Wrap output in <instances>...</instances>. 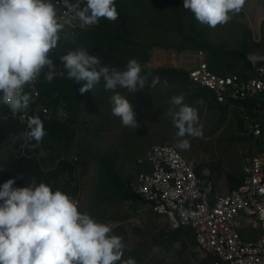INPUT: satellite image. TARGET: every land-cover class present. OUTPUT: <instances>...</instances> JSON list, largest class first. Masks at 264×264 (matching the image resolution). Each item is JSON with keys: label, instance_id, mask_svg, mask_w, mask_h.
<instances>
[{"label": "clouds", "instance_id": "1", "mask_svg": "<svg viewBox=\"0 0 264 264\" xmlns=\"http://www.w3.org/2000/svg\"><path fill=\"white\" fill-rule=\"evenodd\" d=\"M263 1L259 0L261 7L253 3L257 10H264ZM244 4L245 0H183V7L190 10L198 22L213 28L226 24L245 7ZM67 10L70 15L66 16ZM62 15L73 19L75 26L63 24ZM101 18L110 21L118 18L116 0H0V104L9 108L6 118H17L26 125L23 140L28 138L39 143L46 134L43 122L55 118L68 120L66 106L54 109L43 103L39 89L41 76L43 74V79L51 82L57 74L53 55L59 47L64 41H71L78 31L98 24ZM59 59L67 78L82 82L80 92L88 93L85 103L88 111L84 123L79 130L77 128L69 156L62 155L63 146L52 140L46 141L35 156L46 162L47 166L41 163L46 170L57 168L61 161L70 157L78 174V164L84 168L90 165L89 160H95L92 153L87 155L90 149L86 146V135L79 140L89 109L96 112L93 106L101 99L107 100L108 107L111 99L112 114L119 117L124 126L136 129L139 127L137 114L129 95L145 89L147 77L143 74L144 66L135 58L123 69L103 64L100 55L90 54L86 48L67 51ZM191 66L187 61L188 73ZM153 77H156L152 81L155 85L159 77ZM37 79L39 95L34 96L32 91H25V85ZM125 90L129 95L123 94ZM169 103L168 114L177 129V143L154 145L168 143L186 150L190 141L185 137L202 135L198 109L186 103L183 94L173 95ZM55 148L59 150L53 155ZM76 149L81 150L77 156L73 154ZM41 151L46 155L41 156ZM148 151L138 158V164ZM16 178L0 181L3 183L0 185V264H135L131 256L123 259L125 244L121 236L113 233L111 224L80 210V193L69 195L60 188L54 189L50 183L35 180L18 187Z\"/></svg>", "mask_w": 264, "mask_h": 264}, {"label": "trees", "instance_id": "2", "mask_svg": "<svg viewBox=\"0 0 264 264\" xmlns=\"http://www.w3.org/2000/svg\"><path fill=\"white\" fill-rule=\"evenodd\" d=\"M116 7L118 18L115 21L101 18L98 24L78 31L71 41L63 42L57 53L53 55L54 63L57 65V74L51 82L44 80L43 74L41 76L39 89L43 103L54 109L66 106L69 114L67 121H59L55 118L43 122L46 134L39 143L35 140L30 141L28 138L23 140L22 136L26 131V125L17 118L10 116L6 118L9 108L0 104V150L7 140H13L14 144L17 143L16 152L2 161V182L16 176L15 185L17 186L35 180L37 183H50L54 189L60 188L69 195L76 196L80 193L78 177H75L76 166L70 162V157L67 161H61L57 168L46 170L41 165L42 163L47 166L46 162L40 161L35 156L40 147L49 140L56 141L60 146H63L62 155L69 156L77 128L79 130L80 125L84 123V115L88 111L85 107L88 93L80 92L82 82L77 83L68 79L59 59V56L67 51L86 48L90 54L100 55L103 64L121 69L130 59L135 58L144 66L143 74L147 77L146 83L151 82L146 87L149 86L150 90L159 84V82L155 85L152 83L156 78L153 76H157L162 83L176 85L175 92L183 94L185 102L197 107L198 113L200 109L210 108L218 109L223 114L231 111V104L219 103L211 91L193 83L189 79L186 63L183 66L162 64L158 67L148 64L152 61L157 48L186 52L190 66L195 63L193 60L196 54L201 51L205 52V60L213 72L222 76L237 74L244 79L253 76L254 66L249 60V54L254 49H261L264 54V24L260 42L254 40L250 29L239 24L237 28L243 30L241 40L238 42L239 47L228 48L224 44H217L212 38V30L222 28L228 30L227 26L222 24L213 28L201 24L190 10L183 7V0H116ZM60 72H65V75H59ZM199 100H202L203 103L197 104L196 102ZM258 103H261L264 108V98H251L232 103L243 107L247 111V115H253L261 123L262 134L260 136L253 138L242 134L240 137L233 138V140H249L251 152L253 150L264 151V114L260 115L258 112H254ZM243 126L244 123L241 120L240 132H242ZM141 156L144 154L138 155L136 161ZM81 162L84 163L83 160ZM117 162L118 158L116 157L115 162H111L109 168L103 166L104 169H101L100 165L101 173H105L102 179L109 183V186H101L104 194L100 196V200L110 202L113 198H124L129 202L143 201L130 188L135 173L129 175L132 177H130L131 179L122 178ZM140 171L141 166L138 164L136 173ZM197 174L203 180L205 179L201 170H197ZM229 177L231 182H237L235 174H229ZM237 183L234 188H238L241 182ZM169 235L171 236L163 243L164 246H168L169 241L181 240L184 248L183 253L189 249L188 242L193 248L198 246L194 230L191 227L170 231ZM129 253L132 257L137 251L129 249ZM210 259L211 257L206 258L203 264H210Z\"/></svg>", "mask_w": 264, "mask_h": 264}, {"label": "rangeland", "instance_id": "3", "mask_svg": "<svg viewBox=\"0 0 264 264\" xmlns=\"http://www.w3.org/2000/svg\"><path fill=\"white\" fill-rule=\"evenodd\" d=\"M258 1L245 0V7L239 13L232 15V18L225 24L228 30H225V28L212 30L214 41L217 44H224L228 48H238V42L241 40L243 31L237 28L240 24L242 27L250 29L254 40L260 42L264 24V13L262 14L260 11L263 12L264 10L256 9L253 3H258ZM229 23L230 25H228ZM261 52V49H254L250 54L262 56L263 52ZM202 57L203 59L206 57L205 52ZM200 58L199 54H196L193 62L197 63L200 61ZM187 61L188 56L184 51L175 52L172 49L157 48L152 61L148 62V64L153 67H158L162 64L182 66ZM150 83H146L145 89L137 91L134 95H129L126 90L123 92L124 95H129L134 105L139 124V127L136 129L124 126L120 118L112 114L111 99L110 106L108 107L105 105L107 100L102 101V99L99 104L94 105L93 107L97 110V113L93 111V108L89 109L90 113L86 117V125L80 130L79 140H83L82 136L86 135L88 139L86 146L90 149L87 155L92 153L95 155L96 160H89L91 161L90 165L84 168L78 164V174L76 173L75 177H78V183L81 186V202L86 203L91 197L94 190V188L92 190V187L95 183L104 187L109 186V183L102 179L105 173H101L100 165L101 169L109 168L111 162H115L116 157L118 158V162L123 160L125 164L124 168H121L120 176L128 180L132 178L129 176L130 174L135 173L134 176L137 175L135 171L138 167L137 156L145 154L153 144L168 141L176 145L177 138L175 133L177 129L174 127L172 119L168 114V110L171 107L169 101L173 95H176L174 91L176 86L159 81V84L150 90L149 86L146 87ZM118 91H121V89H118ZM230 106L231 111L227 114L221 113L218 109H200L198 113V126L202 128V135L198 137H185L190 141V147L186 150L180 149L182 154L189 160H194V163L197 164L196 170H201L202 172L207 167H211L212 173L222 181L226 180L231 172L237 173L241 168L244 156L250 150L249 140H233L234 137H240L243 134L240 132V121H245L247 111L243 107L241 108L234 104ZM234 111H237V113H234ZM246 122L249 125V121ZM208 127H210V132L207 131ZM16 146L17 143L14 144L13 140H7L0 150V181L3 177L2 161L7 159L10 154L16 152ZM58 150V148H55L53 155ZM79 151L76 149L73 154L77 156ZM40 155L45 156L46 152L41 151ZM135 178L133 177V179ZM90 200H93L92 197ZM90 207L93 208V205ZM133 212L134 210L130 211L132 219L130 225L134 224V230L139 227L144 235L148 234L145 237L135 233L133 236L131 235V245L134 244L133 246L136 248H140L143 245L145 249L138 251L137 258L131 257L135 260V264H203L206 256L198 246L193 248L188 242L189 249H186L184 253L181 251L184 248L180 241H175L169 243L168 246H164L155 241L158 239L156 235L162 234L164 225H158L160 228V233H158L156 232L158 228H156L155 223L153 221L150 222L151 228L153 227L155 231L153 232L152 230V233H150L151 228L148 226L143 227L135 224L139 220V214ZM155 217L157 218L158 216ZM147 219L149 218L147 217ZM141 222L144 224L143 220ZM165 225L169 232V223L167 222ZM246 227L249 228V226L240 227L243 235ZM258 236L259 231L257 229H250L248 239H255ZM153 237L157 239L154 240ZM193 254H196V256ZM198 259L202 260L201 263Z\"/></svg>", "mask_w": 264, "mask_h": 264}, {"label": "built area", "instance_id": "4", "mask_svg": "<svg viewBox=\"0 0 264 264\" xmlns=\"http://www.w3.org/2000/svg\"><path fill=\"white\" fill-rule=\"evenodd\" d=\"M65 15H70L69 10ZM65 15L60 17L61 22L75 26L74 20ZM203 55L199 52L200 61L190 67L189 78L211 91L219 103L264 98L263 54H249L254 71L247 79L237 74H216ZM37 83L38 79L25 85V91L39 95ZM255 111L264 114L261 104ZM246 116L249 125L245 135L260 136L261 123L253 115ZM139 164L145 168L131 185L134 193L155 214L168 220L171 231L191 227L198 248L211 257L210 264H264V151L253 150L245 157L244 180L227 193L217 191L213 181L200 178L192 163L172 144L154 145ZM247 221L256 224L252 226L260 232L255 240H247L240 231Z\"/></svg>", "mask_w": 264, "mask_h": 264}, {"label": "crops", "instance_id": "5", "mask_svg": "<svg viewBox=\"0 0 264 264\" xmlns=\"http://www.w3.org/2000/svg\"><path fill=\"white\" fill-rule=\"evenodd\" d=\"M256 99H260V97H256ZM246 121H247L246 119H245V121L243 120V123H244L243 129H242L243 135H245V132L248 128V123ZM209 128L210 127L207 128L208 132H210ZM166 142H168V141H166ZM250 153H252V152L249 150V152L244 156V158L242 160L241 168L235 174V178L237 179L236 180L237 182L239 181L242 183L244 180V171H243L244 160H245V157ZM92 158H94L96 160V157L93 155H92ZM190 161H192L194 163V160H190ZM124 164H125V162L123 160L119 161L118 165H117L118 169L121 170V168H124ZM140 166H141V171L139 173H136L137 175L134 176L136 178L133 179V181L137 180L138 176L140 175L142 170L145 168L144 165H140ZM196 168H197V164H195V169ZM210 169H212V168L207 167L206 169L202 170L201 173H202V176L205 177L204 180L207 179L206 181H213L215 183L217 191H219L220 193H227V192H230V191L236 189L234 187L237 186L238 183L233 182V181L231 182L229 175L227 176L226 180L222 181L218 178V176L214 175ZM100 170H99V173H100ZM135 171H136V169H135ZM196 172H197V170H196ZM230 174L233 175L234 173L231 172ZM97 176H98V174H97ZM232 180H233V177H232ZM93 188H94V190H93ZM92 190H93V192H92L91 197L93 200H90V198H91L90 197L86 203L82 202V206H81L80 210L90 213L94 218H96L100 222L109 223L113 226V233L121 236L123 239V242L125 244V248L123 251V259L124 260L128 259L131 256L129 253V249H134L137 251V253L140 250H145L143 245L140 248H136L135 246H133L134 244L131 245V242H130L131 241V235L133 236L134 233L139 234L141 236L143 235V237L148 235L147 233H146V235H144L143 231L139 227H137L135 230L133 229V227L135 225L134 224L130 225V223L132 222L131 221L132 219L130 216V211L134 210L133 213L139 214V216H138L139 220H137L135 223L138 226H143V227L148 226L149 228H151L150 222L153 221L156 225V228H158V230L156 232L160 233V230H159L160 228L158 225L159 224L164 225L163 226L164 228L162 230V234H159V235L155 234L158 237V239L156 237H153L154 240L157 239L155 241H158L159 243L163 244L164 242H166V239H168L171 236V235H169V232L171 230H169V232H168L167 226L165 225V223H167L168 220L164 216H159V215L155 214L152 211V209L148 203H146L142 200H141V202H139V201L129 202V201L125 200L124 198H113V200L110 202L101 201L100 196L104 194L102 192V187L98 183H95V185L92 187ZM92 205H93V208L90 207ZM84 206H86V207H84ZM155 216H158V217L156 218ZM147 217L149 219H147ZM142 220L144 221V224H142V222H141ZM252 225L254 226L256 224H251L250 221L244 222V224H243V226H249V228L246 227L245 233L243 235L247 240H255L259 237L258 236L255 239H248V237L250 235V229L255 228ZM150 230H151L150 233H152L153 227ZM153 232H155V231L153 230ZM259 235H260V232H259ZM154 240H153V242H154ZM179 241H180V243H182L181 240H179ZM172 242L169 241V243H172ZM169 243H168V245H169ZM137 253L133 257L137 258L138 257V256H136ZM205 258H207V257H205ZM202 259H204V258H202ZM198 261L201 263L202 260L198 259ZM175 264H180V263H175Z\"/></svg>", "mask_w": 264, "mask_h": 264}, {"label": "water", "instance_id": "6", "mask_svg": "<svg viewBox=\"0 0 264 264\" xmlns=\"http://www.w3.org/2000/svg\"><path fill=\"white\" fill-rule=\"evenodd\" d=\"M258 5L260 6V2L258 1ZM263 8H264V1H263V4H262ZM261 7V6H260Z\"/></svg>", "mask_w": 264, "mask_h": 264}, {"label": "bare ground", "instance_id": "7", "mask_svg": "<svg viewBox=\"0 0 264 264\" xmlns=\"http://www.w3.org/2000/svg\"><path fill=\"white\" fill-rule=\"evenodd\" d=\"M258 9H259V8H258ZM260 13H262V14H263V13H264V11H263V12H262V11H260Z\"/></svg>", "mask_w": 264, "mask_h": 264}]
</instances>
